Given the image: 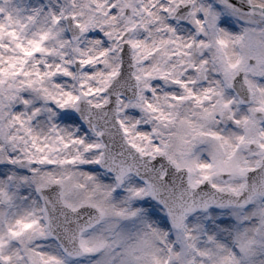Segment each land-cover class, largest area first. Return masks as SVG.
Segmentation results:
<instances>
[{
  "label": "clouds",
  "instance_id": "1",
  "mask_svg": "<svg viewBox=\"0 0 264 264\" xmlns=\"http://www.w3.org/2000/svg\"><path fill=\"white\" fill-rule=\"evenodd\" d=\"M0 264H264V0H0Z\"/></svg>",
  "mask_w": 264,
  "mask_h": 264
}]
</instances>
